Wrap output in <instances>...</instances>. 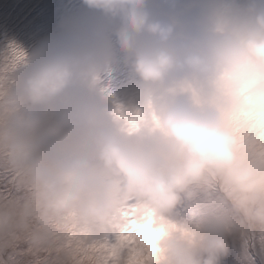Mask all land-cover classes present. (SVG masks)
<instances>
[{
  "label": "clouds",
  "instance_id": "9594fccd",
  "mask_svg": "<svg viewBox=\"0 0 264 264\" xmlns=\"http://www.w3.org/2000/svg\"><path fill=\"white\" fill-rule=\"evenodd\" d=\"M83 3L88 38L0 53V167L15 193L0 195V247L24 240L38 261L72 264L69 227L100 240L136 205L170 225L158 264H219L231 232L264 230V156L232 124L245 107L264 114V0H205L192 24L180 0ZM108 28L143 85L121 103L142 110L132 130L91 86ZM198 188L199 218L170 219Z\"/></svg>",
  "mask_w": 264,
  "mask_h": 264
},
{
  "label": "rangeland",
  "instance_id": "374dc122",
  "mask_svg": "<svg viewBox=\"0 0 264 264\" xmlns=\"http://www.w3.org/2000/svg\"><path fill=\"white\" fill-rule=\"evenodd\" d=\"M204 4L205 0H180L177 15L186 23H195ZM224 5L230 6L231 0H224ZM95 23L94 14L83 0H0V53L7 50L10 42L34 53L70 42L75 37L88 38ZM102 43L106 55L92 88L113 107L117 102L126 106L140 103L143 85L118 48L111 28L105 31ZM2 194L15 195L10 190L7 174L0 167ZM205 204L204 192L198 188L191 201L178 204L168 215L174 221L195 220L203 213ZM118 231L113 227L103 239L115 243ZM28 249L24 240L0 247V264H46L43 259L38 261ZM219 264H264V230L231 232L227 252L220 257Z\"/></svg>",
  "mask_w": 264,
  "mask_h": 264
},
{
  "label": "snow or ice",
  "instance_id": "6c2138e0",
  "mask_svg": "<svg viewBox=\"0 0 264 264\" xmlns=\"http://www.w3.org/2000/svg\"><path fill=\"white\" fill-rule=\"evenodd\" d=\"M8 48L21 54L17 45L10 42ZM250 104V101H245ZM142 110L137 107L126 109L121 103L115 104V114L125 119L129 130L137 126ZM233 129L259 155L264 156V114L245 107L232 118ZM118 235L115 243L104 239L87 241L82 233L73 227L66 230L65 247L72 264H158L159 238L170 225H166L148 209L143 211L136 205L121 209L117 223Z\"/></svg>",
  "mask_w": 264,
  "mask_h": 264
}]
</instances>
